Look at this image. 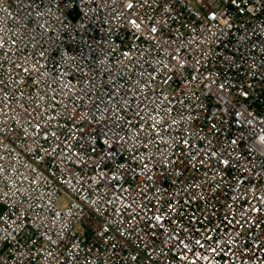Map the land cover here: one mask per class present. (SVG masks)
<instances>
[{"label": "built area", "instance_id": "1", "mask_svg": "<svg viewBox=\"0 0 264 264\" xmlns=\"http://www.w3.org/2000/svg\"><path fill=\"white\" fill-rule=\"evenodd\" d=\"M0 264H264V0H0Z\"/></svg>", "mask_w": 264, "mask_h": 264}, {"label": "rangeland", "instance_id": "2", "mask_svg": "<svg viewBox=\"0 0 264 264\" xmlns=\"http://www.w3.org/2000/svg\"><path fill=\"white\" fill-rule=\"evenodd\" d=\"M68 204V199L66 198V197H63L61 200H60V202H59V205L61 206V207H64V206H66Z\"/></svg>", "mask_w": 264, "mask_h": 264}]
</instances>
